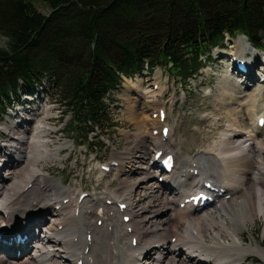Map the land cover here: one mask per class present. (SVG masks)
<instances>
[{
    "label": "bare ground",
    "instance_id": "bare-ground-1",
    "mask_svg": "<svg viewBox=\"0 0 264 264\" xmlns=\"http://www.w3.org/2000/svg\"><path fill=\"white\" fill-rule=\"evenodd\" d=\"M242 41L253 50L252 55L258 54L246 37L236 42L241 46ZM240 51L236 47L232 57ZM249 64L252 67L251 61ZM233 73L229 77L235 79ZM243 77L241 85H248L256 75L249 71ZM140 80H136L137 86ZM223 86L219 102L235 124L196 155L186 153L180 145L176 147L172 134L167 139L153 134L154 129L160 131L166 125L151 114L161 108L158 103L154 109L156 93L152 90L156 88L150 90L155 94V106L148 113L150 122L145 121L146 114L138 112L137 106L151 94L135 90L141 101L127 97V110L136 121L140 154L128 162L130 152L115 149L113 158L121 160L119 186L90 193L83 199L82 190L64 185L50 176L49 170L47 173L37 166L38 161L58 158L61 144H72L53 139L59 143L54 146L49 139L51 133L47 137L56 129L45 122L52 107L44 104L46 114L40 118L34 102L32 107L19 108L11 121L0 127L8 139L9 132L17 134L14 142L0 141V264H145L149 260V264H245L250 254L264 259V244L253 234L255 244L249 239L252 243L245 242L241 236L249 230V224L264 216V139L259 140L264 126L257 123L264 113L257 114V95L239 100L240 91L234 96ZM162 91L158 85L156 92ZM177 95L175 92L173 104ZM240 108L246 114L244 119L248 118L246 123L241 122ZM254 119L256 124L249 122ZM158 150L174 155L176 164L171 174L159 173L154 159ZM104 175L100 173V177ZM208 183L213 188L207 187ZM200 192L213 197L211 206L194 204L193 197ZM121 204L126 206L122 208ZM126 215L131 217L129 221L123 219ZM14 233L27 238L14 239L11 244L2 242ZM179 255L182 257L177 258ZM24 256L28 258L22 259Z\"/></svg>",
    "mask_w": 264,
    "mask_h": 264
},
{
    "label": "trees",
    "instance_id": "trees-1",
    "mask_svg": "<svg viewBox=\"0 0 264 264\" xmlns=\"http://www.w3.org/2000/svg\"><path fill=\"white\" fill-rule=\"evenodd\" d=\"M40 1L49 13L0 0V122L20 89L47 77L70 115L66 132L83 144L113 127L107 98L123 77L162 67L187 84L227 36L264 51V0Z\"/></svg>",
    "mask_w": 264,
    "mask_h": 264
},
{
    "label": "rangeland",
    "instance_id": "rangeland-1",
    "mask_svg": "<svg viewBox=\"0 0 264 264\" xmlns=\"http://www.w3.org/2000/svg\"><path fill=\"white\" fill-rule=\"evenodd\" d=\"M32 1L41 12L45 14L50 12V8L44 2L40 0ZM239 37L240 36L231 41L227 40L228 47L226 48H224V45L220 47L222 49H214L212 53L213 61L202 71L199 77L192 79L187 84H180L174 79L173 72L162 67L156 68L152 73L146 71L142 76L136 75L133 79L125 78L120 88L111 92L109 97L108 111L112 117V122H114L115 125L113 128H107L105 130L106 132L98 130L93 132L91 134L90 146L89 144L85 145L81 143V138L76 137V135L70 137L66 132V124H68L70 117H68L67 122H63V105H61L56 100V97L52 95L48 80L43 79L44 81L35 82V86L29 90L30 92L25 91L24 88L20 89L18 98H16L17 100H13L16 102L13 103L12 111H15L16 113L19 108L24 109L28 106L32 107L36 97L44 95V100L52 107L48 123L56 127L52 132L47 133V137L49 138V133H51L49 139L52 138L51 140L53 141L52 144L54 146L57 144L56 142L58 139L61 141H70L72 143H70L71 147L67 143L61 144L60 149H57L58 158L38 161L37 166L42 167L47 173L49 172L46 170H49L52 173H49L50 176L53 175V178L59 179L61 182L63 181L64 185H75L76 189H80L82 192L87 193V196L85 197H88L90 193L99 192L106 188L109 190L117 188L120 182V168L114 166L111 171L106 172L101 168V165L102 163L109 164L114 160V147L121 152H130L131 155L127 158L128 162H132V160L135 161L134 158L139 156L137 154H140V151L137 148L139 140L137 142L134 137L135 133L139 135L135 124L136 121L131 118L129 111L127 110V97H138L137 99L141 101L139 95H135V90L140 91L143 95L151 94V96L149 95L147 98L143 99L141 104L137 106L138 112L146 114L144 117L146 122H150L147 121L148 113L150 114L151 107L155 106V101H153L155 94H153L152 91L156 93V96L154 97L156 100V107H154V109L158 108V103H161L159 108L162 106L166 109L167 118L165 119V122L171 129L173 127V131L170 134H172L174 140L178 144L177 145L173 140L175 146H181L186 153H192V155H196L201 147L205 148L208 145L215 144V141L222 135V133L227 132V127L235 124L231 118H228L227 110L222 107V103L219 102V96L222 93L220 86L224 85L223 87H226L229 90L231 89L230 91L234 92V96L235 92L237 93L240 91L241 94L239 92L237 93L239 100H246L249 97H253V95H257V114L264 113V52L258 51L256 52L258 53L257 55H252L253 50H251L247 44H244L245 40L241 42V46L238 45L236 41ZM243 44L244 46H242ZM236 47L238 50L242 51H240L239 55H243L244 59H240L247 60V73L251 71L256 75V78L251 77L249 79L250 83L248 85L244 83L241 85L240 81H244V75H240L241 78L236 76L235 73L238 72V69L234 66L233 70L235 73L233 74L236 78L229 77V74L232 73V55L235 52ZM223 53H225V55H222ZM250 61L252 62V67H254V69L250 67ZM168 73L170 75H168ZM159 74H161V77L157 78ZM139 77H141L142 80H140L139 86H137L136 80ZM158 81L160 82L159 84L157 83ZM127 84H130L134 88L129 87L125 90ZM157 85L162 87V93L156 92ZM153 87H156V90L150 92ZM35 91H37V93ZM175 92H177L178 95L176 104H173L172 99ZM184 95L186 98H184ZM21 99L22 102L18 101ZM235 102L237 101L235 100ZM142 106L144 107L143 110L141 109ZM38 111V116H43L42 109H38ZM151 114L153 115V113ZM241 114L244 119L246 114L243 110ZM141 117L142 116H140V119ZM12 118L13 116L8 115L7 119L4 117V120L10 122ZM246 118L244 119L245 121L241 120V122H248L246 121ZM249 122H254V124H256V119ZM247 125L248 124H243L242 126ZM251 126H249V130L252 128ZM28 128H30V126H28ZM16 129L19 130V127ZM12 131H14V129H12ZM9 136L10 139H8V134L0 129L1 142L7 139L10 143L14 142V138L17 137V134L9 132ZM167 137L169 138V135ZM262 139H264V134L259 135V140ZM126 165H128V163ZM101 172L105 174L103 177H100ZM56 177H61V179ZM2 216L3 213H0V217ZM248 227L249 230L241 232L242 239L245 242L252 241L254 242L253 244H255V241H253L254 239H252L253 237H251L253 234L259 243L262 242L264 244V216L260 215L256 222L254 224H249ZM181 257L182 255H179L177 258ZM24 258L28 257H22V259ZM248 258L249 259L245 261V264H264V259L259 254H250ZM145 260L146 259H144L143 262ZM29 261L31 262L32 260ZM150 262L152 261L149 260L145 264H149Z\"/></svg>",
    "mask_w": 264,
    "mask_h": 264
},
{
    "label": "water",
    "instance_id": "water-1",
    "mask_svg": "<svg viewBox=\"0 0 264 264\" xmlns=\"http://www.w3.org/2000/svg\"><path fill=\"white\" fill-rule=\"evenodd\" d=\"M240 36H245V35H240Z\"/></svg>",
    "mask_w": 264,
    "mask_h": 264
}]
</instances>
